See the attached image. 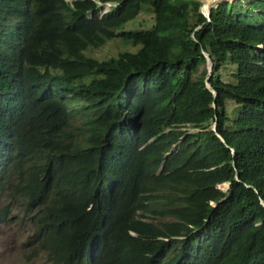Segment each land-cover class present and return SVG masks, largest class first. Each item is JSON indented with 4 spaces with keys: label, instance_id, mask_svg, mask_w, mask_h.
<instances>
[{
    "label": "trees",
    "instance_id": "obj_1",
    "mask_svg": "<svg viewBox=\"0 0 264 264\" xmlns=\"http://www.w3.org/2000/svg\"><path fill=\"white\" fill-rule=\"evenodd\" d=\"M202 4L0 0V224L30 219L28 257L264 264V0ZM115 38L137 49L87 54Z\"/></svg>",
    "mask_w": 264,
    "mask_h": 264
},
{
    "label": "rangeland",
    "instance_id": "obj_2",
    "mask_svg": "<svg viewBox=\"0 0 264 264\" xmlns=\"http://www.w3.org/2000/svg\"><path fill=\"white\" fill-rule=\"evenodd\" d=\"M72 2L73 0H67ZM204 2V0H201ZM117 3L108 2L105 3V11L110 10V8ZM203 6V5H202ZM145 9V10H144ZM143 11L139 15L127 22L126 28L134 29H145L151 28L154 24V13L148 6H144ZM137 47H134L131 43L121 39L115 38L109 40L104 46L100 48H90L87 50V54L98 59H105L112 56H117L120 52L129 50L135 51ZM207 69V65H202L201 70ZM234 66H228L222 70V76L226 81L233 80L232 72L234 71ZM237 104L233 100H228L227 109L232 113L233 116L238 114V108L235 107ZM214 128V125H213ZM71 129V128H69ZM196 129H190V131H195ZM223 190L226 189V185H220ZM18 209L15 208V213ZM32 223L29 218L24 221L21 219L19 221H13L9 225L0 224V264H52L50 260L47 259L45 253H41L38 256H29L31 253V248L25 246V241L28 236L32 233Z\"/></svg>",
    "mask_w": 264,
    "mask_h": 264
},
{
    "label": "water",
    "instance_id": "obj_3",
    "mask_svg": "<svg viewBox=\"0 0 264 264\" xmlns=\"http://www.w3.org/2000/svg\"><path fill=\"white\" fill-rule=\"evenodd\" d=\"M221 1H230V0H219V1H215L213 4L210 5L209 9L207 12H205L203 10V7H201V12L208 18V20L210 19V16H211V9L213 6H215L217 3L221 2ZM207 56V62H206V65L208 66V77H207V86L210 88V79H211V76L213 75V63H212V60L210 58V55L209 54H206ZM216 128V124L214 125V129ZM229 185L230 183H228L227 185V188H229Z\"/></svg>",
    "mask_w": 264,
    "mask_h": 264
},
{
    "label": "clouds",
    "instance_id": "obj_4",
    "mask_svg": "<svg viewBox=\"0 0 264 264\" xmlns=\"http://www.w3.org/2000/svg\"><path fill=\"white\" fill-rule=\"evenodd\" d=\"M231 1H233V0H230L229 2H231ZM221 2H223V1H221ZM220 3V2H219ZM218 4V3H217ZM216 4V5H217ZM203 5V4H202ZM202 7V6H201ZM212 10V9H211ZM206 54H208V53H206ZM207 57V56H206ZM204 65H206V63L204 64ZM207 70H208V66H207ZM213 92L216 94V92L213 90ZM215 125V124H214ZM214 129V128H213ZM216 129V128H215ZM225 183H227V185H228V183H230V182H225ZM222 184H224V183H222ZM222 184H220V185H222ZM219 185V187L221 188V186ZM227 185H226V189L225 190H227L228 188H227ZM229 187H230V185H229Z\"/></svg>",
    "mask_w": 264,
    "mask_h": 264
},
{
    "label": "bare ground",
    "instance_id": "obj_5",
    "mask_svg": "<svg viewBox=\"0 0 264 264\" xmlns=\"http://www.w3.org/2000/svg\"><path fill=\"white\" fill-rule=\"evenodd\" d=\"M215 1H219V0H213V3L215 2ZM203 10H204V7H205V5L203 4ZM205 11V10H204ZM206 12V11H205ZM225 184V183H224ZM226 185V184H225Z\"/></svg>",
    "mask_w": 264,
    "mask_h": 264
}]
</instances>
